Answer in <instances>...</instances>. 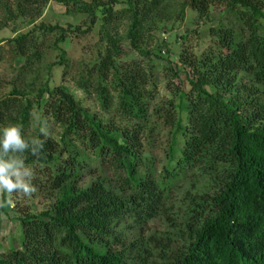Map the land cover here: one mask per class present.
<instances>
[{"label":"trees","instance_id":"16d2710c","mask_svg":"<svg viewBox=\"0 0 264 264\" xmlns=\"http://www.w3.org/2000/svg\"><path fill=\"white\" fill-rule=\"evenodd\" d=\"M16 1L24 16L48 0ZM56 1L82 22L40 23L0 45V62L19 63L0 97V139L15 125L26 145H0V162L52 199L32 214L13 205L20 192L0 193V215L16 212L21 230L0 264H264V0ZM215 5L238 20L210 26L206 46L182 38L176 60L151 46L187 8L208 18ZM0 8L12 19L10 3ZM97 22L99 50L75 84L108 119L48 73L65 77L62 44ZM124 39L139 59L122 60ZM49 45L56 61L38 74ZM34 109L45 124L30 129Z\"/></svg>","mask_w":264,"mask_h":264},{"label":"rangeland","instance_id":"374dc122","mask_svg":"<svg viewBox=\"0 0 264 264\" xmlns=\"http://www.w3.org/2000/svg\"><path fill=\"white\" fill-rule=\"evenodd\" d=\"M183 0H172L171 4L174 5V9L179 6V3ZM10 3L11 11L13 12L12 19L0 8V45L4 46L3 50L8 48V40L15 38L20 33H25L30 30L33 26L40 23L45 24H60L66 26L68 23L79 24L84 19L82 15H75L71 13H66L67 8L56 0H48L44 5L42 3H36V5L30 4L27 8L35 6V15L33 10H29L31 13H27L24 16L19 15V9H16V0H6ZM208 20V21H207ZM236 18L235 13L232 10H227L225 5H215L211 9L210 16L208 18L200 17L197 13L190 10L189 8L185 11V16L183 21L169 22L167 26L161 27L160 32L164 29L166 35L163 41L154 44H149L152 47L159 48L161 44H166L167 48L172 53V59L176 60L175 54L180 51V46L182 44V38L185 40L183 44H187L191 49L195 50L198 46H206L208 43V28L210 26L216 27L235 25ZM98 29L99 22H97L94 28L88 34L80 37L72 36L69 40L62 44L63 49L66 51V57L69 63L68 71L64 78H62V67H53L50 72V84L52 86L58 84L66 85L69 90L76 96L77 100L88 109L90 112L96 113L103 119H108L110 116L103 115L97 101L93 96L84 94L76 86L75 80L78 77V70L82 63L87 60H92L96 57L99 50L98 40ZM124 29L121 34H124ZM159 35V34H157ZM53 37L50 38L49 44H51ZM123 54L122 60L125 62H130L134 59H139L138 54L130 49L129 43L124 39L121 44ZM164 50V49H163ZM43 51L45 56L42 60V65L40 66L41 73L47 72L45 66L51 62L56 61V51L49 45V47H44ZM162 53V52H161ZM19 63L11 62L10 56L6 60L0 62V82H4V86L0 87V97L4 93L9 91L8 83L17 74V65ZM44 78V75H42ZM251 84V83H250ZM162 85V84H161ZM1 86V85H0ZM161 94L164 95V90H161ZM101 114V115H100ZM41 112L33 110L31 115V127L34 129L35 124H45L43 119L41 120ZM49 128L48 131L53 137H57L60 131L59 127L55 125L52 121H48ZM15 177V176H14ZM16 178V177H15ZM20 181L23 183L24 179L19 176ZM1 193V192H0ZM47 192L37 193L34 192L31 195H24L22 192L13 199V205L18 204L24 210H28L32 214H39L41 211L46 209L48 205L52 202L51 198L47 197ZM12 217L7 218L4 215H0V254L4 251L10 250L11 247H19V238L21 237V230L18 229V221L16 212H12ZM153 229H160L161 225L156 222L152 226ZM170 249H168L169 251ZM159 260L158 262H160ZM166 261V260H165Z\"/></svg>","mask_w":264,"mask_h":264},{"label":"clouds","instance_id":"9594fccd","mask_svg":"<svg viewBox=\"0 0 264 264\" xmlns=\"http://www.w3.org/2000/svg\"><path fill=\"white\" fill-rule=\"evenodd\" d=\"M0 145L3 146L4 150L7 151L9 148L12 149H23L25 141L21 138V128L15 125L6 127L3 130V138L0 139ZM11 164H5L0 162V192H22L24 195L28 196L36 192L35 186L30 183H22L19 179V172H10ZM13 176L16 179H13ZM3 204H0L2 207Z\"/></svg>","mask_w":264,"mask_h":264}]
</instances>
